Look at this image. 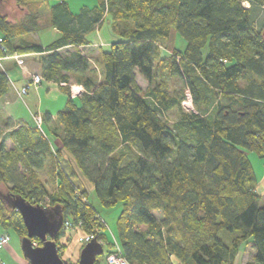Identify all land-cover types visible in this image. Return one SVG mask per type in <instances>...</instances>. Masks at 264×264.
<instances>
[{"label": "trees", "instance_id": "1", "mask_svg": "<svg viewBox=\"0 0 264 264\" xmlns=\"http://www.w3.org/2000/svg\"><path fill=\"white\" fill-rule=\"evenodd\" d=\"M28 1L18 24L0 12V62L11 54H41V80L65 89L67 100L54 121L50 113L41 116L59 147L43 127L8 118L0 190L40 205L49 195L38 172L56 167L62 198L45 207L60 206L63 222H81L90 232L96 209L73 191L62 167L66 152L102 207L121 205L118 246L128 264H234L246 242L254 251L250 264H264V194L246 156L264 158V34L255 30L249 6L243 0H96L73 13L69 0ZM42 2L59 37L47 45H13L38 30ZM106 21L118 39L97 47V83L85 49L92 46L87 36ZM156 63L183 80L191 111L182 110L184 91L170 93L164 80L152 86ZM137 75L148 84L144 92ZM72 77L83 87L75 98L67 91ZM11 88L0 69V102ZM174 109L179 117L170 124L163 117ZM0 226L26 236L19 213L1 200ZM224 232L234 236L230 243Z\"/></svg>", "mask_w": 264, "mask_h": 264}, {"label": "rangeland", "instance_id": "2", "mask_svg": "<svg viewBox=\"0 0 264 264\" xmlns=\"http://www.w3.org/2000/svg\"><path fill=\"white\" fill-rule=\"evenodd\" d=\"M3 0V2L0 5V9L5 12L9 20L15 24L20 23L27 14V10L29 9L26 5L29 3L28 0ZM43 1V0H40ZM86 1V3H84ZM49 4L53 5L56 3L53 0H49ZM97 3L96 0H69L68 6L69 9L73 13H77L81 6L83 4H87L88 6L95 5ZM243 6L247 8L249 6V9L252 11V23L257 32H260L261 35L264 34V0H251V1H242ZM41 9L43 10L42 16L39 20V26L38 30L34 34L26 35L21 38L14 39L12 43L13 45H21L22 42L26 43H35V44H42L47 45L48 43L55 40L58 35L57 32L50 27L49 23V9L48 6H46L45 3H40ZM1 37V34H0ZM88 41L95 42V45L91 46L90 48L85 49L86 53H88V57L90 58L92 68H94L95 74H91L90 76L94 81L99 83L102 79V68L101 64L97 63L99 57V52L97 51V47H101L102 49H106L109 47L111 42L116 41L118 38L117 36L112 32L109 23H104L101 30L99 32H91L87 36ZM111 40V41H110ZM110 41V42H109ZM185 46V42L183 38H181L179 35H177L176 38V47L183 49ZM67 51V50H65ZM203 53H206V49L203 50ZM167 55H170L168 52L162 51V57H166ZM20 57L19 59H22L20 55L17 54H11L8 57H10L11 64L18 65L16 62V58ZM25 64L23 67L26 71L32 72L29 73V77L34 76L37 72L39 67V63L37 61H34L32 59L26 58ZM23 64V61L20 65ZM0 69L3 70L6 75L10 76L11 74H8L6 67V63L1 61L0 62ZM154 74L155 79L152 83V86L159 82L160 80H164L167 83L168 90L170 93H176L180 91H184V94L187 96H190V93L187 89H185V83L183 80L176 78V77H170L168 75V71L164 64H155L154 68ZM30 80V78H29ZM28 80V81H29ZM74 81V78H71V82ZM136 82L141 88V90L144 92L148 84L144 81V79L137 75ZM24 83V84H23ZM22 86L28 85V91L26 95L18 96L14 90V94L11 97H14L12 101H1L0 102V139L2 137L3 129L5 126L6 121H8V118L14 117V120H18V118L23 117L26 118L29 122H34V117L42 116V114L46 111L50 112L55 116V114L60 111L67 100V96L64 92H66L65 89H61L59 86L53 85L51 83L41 81L40 85L33 86L29 84L26 81H22ZM64 88V87H63ZM67 91L69 93V96L72 98L77 97V94L75 93V88L72 86L67 87ZM77 89V88H76ZM20 90V89H18ZM9 96V95H8ZM7 97V99L11 98ZM6 99V100H7ZM14 101V102H13ZM192 99H188V97L184 100L182 103V110L184 112H189L193 109L192 107ZM7 102V104H5ZM13 102V103H12ZM33 117V118H32ZM179 117V111L172 110L169 113H166L164 115V119L168 121V123L172 124L175 120H177ZM44 132L51 142L53 147H59L60 143L57 138H55V135H52L50 130L46 132L45 126L42 125ZM55 136V137H54ZM8 146H10L8 144ZM246 156L248 160L251 162L252 167L254 169V173L257 178V187L259 186V192L261 194H264V183L263 175H264V158L260 159L257 157L253 152H247ZM63 159H66L68 163H63L62 167L64 168V171L72 177L71 181L74 185L73 191L78 194V197H81L87 201V203L91 204L95 209L96 212H94V219L92 218V229L89 232L88 230L84 229V226L81 222H73L72 220L63 222L62 227L64 230V236L60 237L58 240L56 238L57 245L61 246V259L64 263H76L79 259V253L82 249V240L85 239L88 235L96 234L98 240L101 242L103 246V254L97 258L99 264H107V258L108 256L117 248L119 242H118V233H117V227H116V220L118 217V214L121 209V205L117 204L113 207L104 208L102 207L97 199L95 198V195L92 192V186L91 184L86 181L80 174L78 169L75 167V164L73 163L72 159L69 157V155L66 152H63L62 155ZM60 159L64 161L63 159ZM56 167H52L51 165H47L43 170L38 172L37 178L39 181L44 185L46 188L49 199H60L61 192H60V184L57 180V173L55 171ZM72 168V169H71ZM59 171V170H58ZM57 171V172H58ZM72 171L75 174V177L72 176ZM259 183V184H258ZM1 187V184H0ZM263 192H262V191ZM48 198H44L42 201L39 202L40 206H47L49 202ZM262 205H264V198H262ZM154 217L158 222H161L163 219L162 212L156 211L153 212ZM62 230V228H61ZM1 235H7L9 237V242L7 246H5L3 249L0 250V264H7L5 259L6 254L16 256L17 258H20L21 264H28V262L23 258V254L21 251V238L19 235L13 231L12 229H4L0 226V236ZM224 240L227 243H230L231 240L234 238L233 235L229 233H222L221 234ZM34 246H38L36 243H33ZM119 247V246H118ZM254 251L251 247V243L246 242L242 243L239 246L238 253L235 257L234 264H250L253 260ZM13 264V263H11Z\"/></svg>", "mask_w": 264, "mask_h": 264}, {"label": "water", "instance_id": "3", "mask_svg": "<svg viewBox=\"0 0 264 264\" xmlns=\"http://www.w3.org/2000/svg\"><path fill=\"white\" fill-rule=\"evenodd\" d=\"M2 2L0 0V5ZM0 12L3 11L0 9ZM0 200L7 209L18 212L22 218L26 236L21 238V251L28 264H64L55 241L63 225L61 207L32 205L21 195L2 190ZM33 239H38L41 245L34 246ZM103 252L102 244L93 239L82 247L77 264H96Z\"/></svg>", "mask_w": 264, "mask_h": 264}, {"label": "crops", "instance_id": "4", "mask_svg": "<svg viewBox=\"0 0 264 264\" xmlns=\"http://www.w3.org/2000/svg\"><path fill=\"white\" fill-rule=\"evenodd\" d=\"M84 3H86V1H84ZM84 6H86V7H93L94 5H92V6H88L87 4H83L82 6H81V8L82 7H84ZM69 7V6H68ZM80 8V9H81ZM79 9V10H80ZM79 12V11H78ZM77 12V13H78ZM105 23H107V25H108V22L106 21ZM101 28H102V26H101ZM101 28L100 29H97L96 30V32H99L100 30H101ZM55 30V29H54ZM56 31V30H55ZM57 32V31H56ZM95 32V31H94ZM57 35H58V37H59V33L57 32L56 33ZM57 37V38H58ZM56 38V39H57ZM55 39V40H56ZM54 41V40H53ZM52 41V42H53ZM111 41V40H110ZM109 41V42H110ZM51 43V42H50ZM38 44V43H37ZM49 44V43H48ZM40 45H42V44H40ZM93 45H95V42H92V46ZM18 55V54H17ZM21 56V60L23 61V64L22 65H13V64H11V62H9L11 59H10V57H7V58H4V59H2V61L3 62H5L6 63V67H7V69L5 70V71H7V73L8 74H11V79L12 80H10L11 81V85H12V88H11V90H10V92H9V96L7 95V97H11L13 94H14V90H15V92L18 90V89H20L21 87H23L22 85L24 84H22V81H26V82H29L28 80H29V73H31L32 74V72H28V71H26L25 70V68L23 67V65L25 64L24 62H25V59L26 58H29V59H32V60H34V61H37L38 63H39V69H38V71L37 72H34V73H36L35 75H39V76H41V64H40V58H41V54H28V55H20ZM8 77H9V79H10V76L8 75ZM48 83H50V82H48ZM52 84V83H51ZM53 85H56V84H53ZM57 86V85H56ZM62 86H64V85H62ZM70 86L72 87H74V88H77L75 91V93L77 94V95H79L80 93H82L83 92V87L82 86H80V85H78V84H76L75 82L74 83H72L71 82V84H70ZM7 97L4 99V101H12L13 99H14V97H11V98H9V99H7ZM73 98V97H72ZM7 99V100H6ZM14 102V101H13ZM12 102V103H13ZM5 104H7V102H5ZM44 113H50V112H48V111H46V112H44ZM43 113V114H44ZM42 114V115H43ZM51 114V113H50ZM56 115V114H55ZM51 116H52V121H54L55 120V116L53 115V114H51ZM12 119H14V117H12ZM19 120H26V118H23V117H20V118H18ZM52 124V123H51ZM50 124V125H51ZM50 125H48L47 127H48V129L51 127ZM45 130H46V132H47V129H46V127H45ZM262 182L264 183V175H263V180H262ZM259 184V183H258ZM257 190H259V186L257 187ZM262 191V190H261ZM263 192V191H262ZM10 254V253H9ZM9 254H6V258L5 259H3L4 261H6V263L7 264H11V263H13V264H21V260H20V258H17L16 256H13V255H9Z\"/></svg>", "mask_w": 264, "mask_h": 264}, {"label": "built area", "instance_id": "5", "mask_svg": "<svg viewBox=\"0 0 264 264\" xmlns=\"http://www.w3.org/2000/svg\"><path fill=\"white\" fill-rule=\"evenodd\" d=\"M20 57L17 56L16 58V62L18 65H20L22 63V60L19 59ZM41 77L39 75H34L30 77L29 80V84L33 85V86H37L41 84ZM29 86H23L20 88V90H17L16 94H18V96H23L27 94ZM188 99H190V96H187ZM34 123L37 126V128L41 129L42 127V119L41 116L38 117H34ZM93 239H97L96 234H91L88 235L85 239L82 240L83 244L82 247L84 245H86L88 242H90ZM99 241V240H98ZM9 242V237L7 235H1L0 236V250L3 249L5 246H7ZM100 242V241H99ZM101 243V242H100ZM107 264H128L126 262V260L121 256L120 254V248L117 246V248L108 256L107 258Z\"/></svg>", "mask_w": 264, "mask_h": 264}, {"label": "bare ground", "instance_id": "6", "mask_svg": "<svg viewBox=\"0 0 264 264\" xmlns=\"http://www.w3.org/2000/svg\"><path fill=\"white\" fill-rule=\"evenodd\" d=\"M75 90H76V88H75ZM33 118V117H32Z\"/></svg>", "mask_w": 264, "mask_h": 264}]
</instances>
